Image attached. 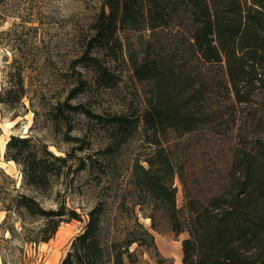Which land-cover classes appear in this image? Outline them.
Here are the masks:
<instances>
[{
    "label": "trees",
    "instance_id": "1",
    "mask_svg": "<svg viewBox=\"0 0 264 264\" xmlns=\"http://www.w3.org/2000/svg\"><path fill=\"white\" fill-rule=\"evenodd\" d=\"M93 28L83 60L104 80L111 79L108 66L90 52L105 50L117 60L121 32L149 31L132 70L137 80L150 82L151 96L137 119L108 118L115 137L126 141L140 124L190 137L180 158L161 149L147 167L137 163L131 182L157 203L176 234L188 233L183 264H264V0H104ZM69 106L94 114L81 104ZM6 157L22 166L24 182L36 190L49 189L54 177L72 168L69 156L56 155L46 143L37 149L31 137L12 135ZM15 206L20 214L44 218L41 240L66 218L81 217L65 201L45 209L28 194ZM88 214L61 264H110L111 258L124 264L129 245L152 237L145 228L143 237L128 231L123 243L105 247L99 237L103 206Z\"/></svg>",
    "mask_w": 264,
    "mask_h": 264
},
{
    "label": "rangeland",
    "instance_id": "2",
    "mask_svg": "<svg viewBox=\"0 0 264 264\" xmlns=\"http://www.w3.org/2000/svg\"><path fill=\"white\" fill-rule=\"evenodd\" d=\"M103 2L0 0V264H61L84 231L89 211L99 204L105 247L123 243L128 231L143 237L145 228L152 235L128 246L124 264H183L188 233L176 234L157 203L131 182L137 163L147 167V159L161 149L180 158L190 137L173 129L154 133L143 124L124 142L115 137L108 118L137 119L151 96L150 82L137 80L132 70L149 31L121 32L117 60L105 50L90 52L88 57L98 56L108 66L111 79L104 80L97 67L83 60ZM78 104L102 118L70 109ZM12 135L31 137L37 149L46 143L56 155L69 156L72 168L65 167L47 190L26 185L22 166L6 157ZM174 186L183 207L178 175ZM21 194L34 196L45 209L65 201L81 217L66 218L49 240H41L44 218L18 212ZM110 264H115L112 258Z\"/></svg>",
    "mask_w": 264,
    "mask_h": 264
},
{
    "label": "bare ground",
    "instance_id": "3",
    "mask_svg": "<svg viewBox=\"0 0 264 264\" xmlns=\"http://www.w3.org/2000/svg\"><path fill=\"white\" fill-rule=\"evenodd\" d=\"M65 233H66V232L62 231V232H60V235H63V234L65 235ZM66 234H68V233H66Z\"/></svg>",
    "mask_w": 264,
    "mask_h": 264
}]
</instances>
